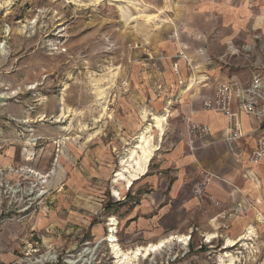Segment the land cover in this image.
Returning a JSON list of instances; mask_svg holds the SVG:
<instances>
[{"label":"rangeland","instance_id":"1","mask_svg":"<svg viewBox=\"0 0 264 264\" xmlns=\"http://www.w3.org/2000/svg\"><path fill=\"white\" fill-rule=\"evenodd\" d=\"M179 5L0 0V264H116L104 240L111 217L120 247L137 246L118 217L142 188L115 174L154 115L167 114L159 146L184 127L179 100L195 93L202 66L178 63ZM183 234L186 243L174 239L130 264L263 259L258 241L222 248L218 233L211 242L199 230ZM225 252L232 261L219 260Z\"/></svg>","mask_w":264,"mask_h":264},{"label":"crops","instance_id":"2","mask_svg":"<svg viewBox=\"0 0 264 264\" xmlns=\"http://www.w3.org/2000/svg\"><path fill=\"white\" fill-rule=\"evenodd\" d=\"M178 3V23L186 36L178 63L191 57L202 66L194 81L195 93L179 100L181 112L183 119L205 124L209 134L190 147L183 127L166 146L161 143L146 173L134 181L142 189L133 202L123 203L118 225L123 239L136 245L195 229L204 235L218 233L222 248L227 238L237 239L252 227L245 246L258 241L257 250L264 251V157L250 161L260 133L258 121L239 113L244 136L230 149L223 139L227 117L202 107L218 83L232 78L247 82L254 69L264 68V0ZM190 84L186 90L193 87ZM204 172L213 178L199 199L193 189ZM260 255L263 259L256 256V264H264V254Z\"/></svg>","mask_w":264,"mask_h":264},{"label":"built area","instance_id":"3","mask_svg":"<svg viewBox=\"0 0 264 264\" xmlns=\"http://www.w3.org/2000/svg\"><path fill=\"white\" fill-rule=\"evenodd\" d=\"M202 107L221 112L227 117L228 127L223 139L230 149L234 141L244 136L239 125V113L255 118L260 133L250 154V161L257 163L264 157V68L254 69L247 82L232 78L218 83L213 97L203 99ZM184 127L190 147L209 134L205 124L196 123L188 117L184 119ZM212 178L211 173L204 172V177L194 185L193 192L199 199Z\"/></svg>","mask_w":264,"mask_h":264},{"label":"bare ground","instance_id":"4","mask_svg":"<svg viewBox=\"0 0 264 264\" xmlns=\"http://www.w3.org/2000/svg\"><path fill=\"white\" fill-rule=\"evenodd\" d=\"M167 114L154 115V124L148 125L138 136L135 145L132 147L130 154L127 159L121 160L122 167L115 174V180H123L125 183V188H130L133 182L139 179L147 171L148 164L153 157V154L159 148V141L161 136L164 133L162 122L166 120ZM152 127H155L157 130V142L152 136ZM113 195L119 196L120 193L118 190L113 189ZM109 222L110 228L106 234L104 240L109 244L111 252L116 260V264H130L133 260H136L138 257H145L152 252H155L167 243L171 242L174 239L186 243L188 237L184 234H170L166 237L159 239L157 242L148 243L145 245H137L132 248L122 249L117 241L115 234L116 230V221L114 217H111ZM215 220V219H214ZM214 226V225H213ZM249 230L240 235L237 239L227 238L224 243V247L228 248L239 241H245L246 238L251 239L252 236V227H248ZM218 235L215 232L207 233V242H211L212 239L216 238ZM246 243V242H245ZM92 251V250H91ZM90 253V252H89ZM224 256H230V261L233 260V256L230 253L225 252L224 255H219V260L224 263ZM70 263V261H68Z\"/></svg>","mask_w":264,"mask_h":264}]
</instances>
